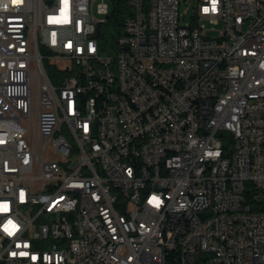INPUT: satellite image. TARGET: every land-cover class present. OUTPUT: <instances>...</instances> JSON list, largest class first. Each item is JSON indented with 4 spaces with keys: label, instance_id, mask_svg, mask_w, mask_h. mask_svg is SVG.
<instances>
[{
    "label": "built area",
    "instance_id": "built-area-1",
    "mask_svg": "<svg viewBox=\"0 0 264 264\" xmlns=\"http://www.w3.org/2000/svg\"><path fill=\"white\" fill-rule=\"evenodd\" d=\"M197 2L110 54L106 0H0V264H264V0Z\"/></svg>",
    "mask_w": 264,
    "mask_h": 264
},
{
    "label": "trees",
    "instance_id": "trees-1",
    "mask_svg": "<svg viewBox=\"0 0 264 264\" xmlns=\"http://www.w3.org/2000/svg\"><path fill=\"white\" fill-rule=\"evenodd\" d=\"M110 1L112 5L111 12L106 15L105 21L98 25L96 38L100 51L112 54L117 51L116 40L123 33L124 23L132 15V9L128 6L127 0ZM43 64L48 76L52 78L54 67L44 60ZM255 193L256 191L253 190L247 194V202L250 203L253 211L264 208V200H257L252 197Z\"/></svg>",
    "mask_w": 264,
    "mask_h": 264
},
{
    "label": "rangeland",
    "instance_id": "rangeland-1",
    "mask_svg": "<svg viewBox=\"0 0 264 264\" xmlns=\"http://www.w3.org/2000/svg\"><path fill=\"white\" fill-rule=\"evenodd\" d=\"M180 1V15L181 22H188L190 20L193 11L196 8L197 0H179ZM106 3L109 6L108 14L111 12L112 5L110 0H106ZM106 14V15H108ZM97 17H106L104 14H96ZM214 30H211V24L209 22H205V28L207 30V34L210 36H217L219 34L220 29L222 28L221 23L214 25Z\"/></svg>",
    "mask_w": 264,
    "mask_h": 264
},
{
    "label": "snow or ice",
    "instance_id": "snow-or-ice-1",
    "mask_svg": "<svg viewBox=\"0 0 264 264\" xmlns=\"http://www.w3.org/2000/svg\"><path fill=\"white\" fill-rule=\"evenodd\" d=\"M14 2L18 3V2H19V0H14ZM205 11H207V9H205ZM4 207H5V209L7 208V206H6V205H5Z\"/></svg>",
    "mask_w": 264,
    "mask_h": 264
}]
</instances>
